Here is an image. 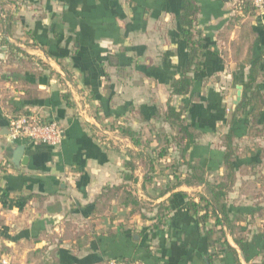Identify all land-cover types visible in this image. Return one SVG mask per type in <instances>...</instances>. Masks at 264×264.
Instances as JSON below:
<instances>
[{"label":"crops","instance_id":"crops-1","mask_svg":"<svg viewBox=\"0 0 264 264\" xmlns=\"http://www.w3.org/2000/svg\"><path fill=\"white\" fill-rule=\"evenodd\" d=\"M238 1L190 0L200 70L186 73L188 94L170 96L190 58L183 0H0V49L16 54L0 78V264H243L237 249L244 264H264V8L239 10ZM255 62L263 103L254 122L251 108L232 118ZM167 105L185 108L194 141L184 158L172 151L149 170L159 131L177 135L163 121ZM25 114L58 122L61 145L11 142L7 118ZM229 131L226 239L235 251L216 243L213 220L204 228L187 209L204 186L181 183L191 175L184 163L211 185L224 181ZM18 145L26 161L15 166ZM127 162L135 183L123 181ZM169 162L181 185L159 197L176 183Z\"/></svg>","mask_w":264,"mask_h":264},{"label":"trees","instance_id":"trees-1","mask_svg":"<svg viewBox=\"0 0 264 264\" xmlns=\"http://www.w3.org/2000/svg\"><path fill=\"white\" fill-rule=\"evenodd\" d=\"M196 14L197 8L190 2V0H183L180 15L178 17V22L181 27V37L189 47L190 58L186 71L182 75H180L178 79H173L170 83V96H184L188 94L193 81L188 76H186V73H196L200 70V64L196 60V57L198 56L196 45L198 44V42L193 41L194 34L192 33ZM257 76L258 63L255 62L249 66L247 81L242 88L241 100L235 106L232 118H234L238 113H243L248 108H251V120L253 122L255 121V113L253 112L258 110L263 103L260 89L256 85ZM184 111L185 108L175 109L167 105L166 111L163 114V121L167 123L171 129H175L177 131V135L169 137L170 139H168L167 135H164L162 141L160 140L164 144L163 148L149 153L152 155L149 162V170H153L154 166L159 163L158 161L160 159L171 157V154L169 153H172V151H176L178 153L179 159L184 158L187 151L192 146L194 136L184 126V122L182 119ZM118 129L123 135L127 136L133 142V145L135 147L139 146V143L135 138V132L121 127H118ZM232 137L233 136L231 131H229L228 134H226V136L224 137L223 146L225 149V153L223 158V165L226 170L224 181L218 184L211 185L203 178V175L201 173L197 172V170L192 165L184 163L187 169L191 172V175L181 183L187 186L203 185L205 188V192L204 194L199 196L198 203L189 200L185 194L179 193V195L183 199H188L186 202L187 209L193 214L194 217L197 218V220L204 228L209 220L214 221V226L219 228V238L218 242L216 243L222 245L227 251H235V249L228 244L226 239V233L230 235L233 227L230 224L229 218L227 216L225 204L227 193L233 184L234 178L232 160L235 157V150L233 147ZM169 164L170 165L166 169L173 170V179H175L176 183L172 187L168 184L165 185L159 197L170 193L173 188L181 185V183L178 182V178L176 177V171L178 168L172 162H169ZM125 168L126 172L122 174L123 181L135 183L136 180L133 176L134 165L131 162H127L125 164ZM152 179V177L146 178L145 181L152 183ZM126 186L128 185L124 184L119 187L113 188V190L117 191L120 189H125ZM207 233L210 234L212 232L209 230ZM233 243L239 247V242L237 240H233Z\"/></svg>","mask_w":264,"mask_h":264},{"label":"built area","instance_id":"built-area-1","mask_svg":"<svg viewBox=\"0 0 264 264\" xmlns=\"http://www.w3.org/2000/svg\"><path fill=\"white\" fill-rule=\"evenodd\" d=\"M245 6L261 11L264 0H239L237 9ZM8 137L11 142L44 144L53 148L61 145L63 130L56 121H44L36 114L13 115L8 118Z\"/></svg>","mask_w":264,"mask_h":264},{"label":"rangeland","instance_id":"rangeland-1","mask_svg":"<svg viewBox=\"0 0 264 264\" xmlns=\"http://www.w3.org/2000/svg\"><path fill=\"white\" fill-rule=\"evenodd\" d=\"M1 35H2V33L0 31V48H1V44H3L2 43L3 41L1 40L2 39ZM15 55L16 54L12 53L11 50H7L6 48H4L3 51H1V49H0V78H1V76H4L6 74L7 70H9L10 68H14ZM220 92L223 93L224 91L222 89H220ZM161 131H163V130L159 131L160 133H159L158 136H159V138L162 141V139H163V137L165 135L164 134L165 130L163 131L164 133H161ZM140 136L148 137L147 130H141ZM160 145L161 146H155L154 148L153 147H151V148L147 147L148 149L146 150V153L149 154L152 151H157L158 148H163L164 144L162 143ZM152 194L154 195L155 193L153 192Z\"/></svg>","mask_w":264,"mask_h":264},{"label":"water","instance_id":"water-1","mask_svg":"<svg viewBox=\"0 0 264 264\" xmlns=\"http://www.w3.org/2000/svg\"><path fill=\"white\" fill-rule=\"evenodd\" d=\"M240 100H241V88L239 87L238 91H237V98L235 101V105H237L240 102ZM24 150H25L24 146L18 145L15 147V150L13 152V158L11 160L15 166H20V165L25 164L26 158L23 155ZM237 251L239 253V257H240L242 263L244 264L243 254L241 253L240 250L237 249Z\"/></svg>","mask_w":264,"mask_h":264}]
</instances>
